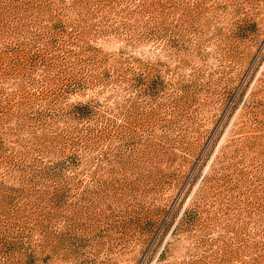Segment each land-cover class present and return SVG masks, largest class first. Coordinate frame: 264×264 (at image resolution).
<instances>
[{
	"label": "rangeland",
	"instance_id": "obj_1",
	"mask_svg": "<svg viewBox=\"0 0 264 264\" xmlns=\"http://www.w3.org/2000/svg\"><path fill=\"white\" fill-rule=\"evenodd\" d=\"M0 264H264V0H0Z\"/></svg>",
	"mask_w": 264,
	"mask_h": 264
}]
</instances>
